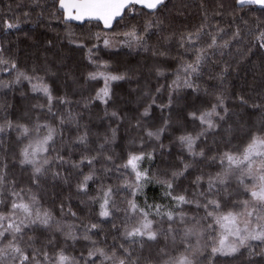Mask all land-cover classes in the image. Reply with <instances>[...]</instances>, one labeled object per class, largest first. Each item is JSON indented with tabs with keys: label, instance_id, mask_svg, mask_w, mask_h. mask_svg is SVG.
Returning <instances> with one entry per match:
<instances>
[{
	"label": "trees",
	"instance_id": "1",
	"mask_svg": "<svg viewBox=\"0 0 264 264\" xmlns=\"http://www.w3.org/2000/svg\"><path fill=\"white\" fill-rule=\"evenodd\" d=\"M58 3L59 0H0V48L3 49L4 58L9 60L7 66L0 65V124L11 121L13 125H25L30 130L28 136H22L16 128L0 134V165H7L5 171L8 177L0 199L10 204V190L23 188L25 199L35 193L42 209L50 210L62 224L77 225L75 232L79 238L76 240L65 239L54 231L28 230L22 246L28 248L31 254L28 247L31 236L35 238L32 247L44 248L50 256L63 250L66 255L84 264L80 257L88 259V252L93 247L91 241L83 239L85 225L95 223L100 226L89 233L91 240L97 241L98 247L107 249L114 242H122L113 224L121 225L125 219L123 211L114 212L110 218H102L99 216V205L102 187L106 189L111 186L115 190L126 178H132L130 169L120 167L129 153H152V159L146 155L145 167L155 181L169 179L171 172L181 170L184 163L191 164L184 176L173 183L171 190L173 196L186 195L191 199L193 193L206 191L208 179L222 170L219 161L213 162L211 157L225 151L239 155L248 144L250 134L264 128V48L259 47L256 39L260 30H264V9L257 5H245L241 11L235 0H165V4L156 10L139 5L134 11L125 10L122 17L114 20L111 28H105L103 22L98 20L63 22L62 11H57ZM149 20L162 23L147 33L145 45L133 43L129 47L126 42L116 39L133 26L143 32ZM8 23L18 27L9 29ZM202 24L206 25L205 32L213 35L217 34L218 29H224L217 36V42L230 43L226 48L209 53L200 76L194 78L200 91L187 88L174 91L172 82L177 78L181 63L193 61V49L206 47L210 42L208 35H202L196 45L181 47V36L195 32ZM237 29L240 35L233 39L232 34ZM96 34L112 40V45L106 48L102 39H89ZM70 39L76 43H70ZM80 43L86 46L79 47ZM93 44L98 47L93 48ZM89 48H92L91 60ZM161 52L165 55H159ZM12 63H15V69L11 67ZM105 63L107 69L101 68L100 71L127 77L111 82L112 99L107 105L94 99L97 91L103 87V80L88 79L90 72L98 70V64ZM225 67L228 71L220 79ZM157 70L164 74L157 75ZM18 72L33 77L32 81L21 78L19 83L15 82ZM35 77H42L43 83L51 90L54 97L51 112L48 111L47 97L32 89V85L38 83ZM220 93L226 97L228 115L219 122L220 128L197 141L196 151L203 150L206 158L193 159L177 138L185 134L195 136L202 130L200 122L193 120L189 113L209 109L215 103V96ZM170 95L172 104L163 107L169 104ZM241 97L247 101L246 104L241 103ZM60 98L69 103H61ZM257 104L262 107H253ZM149 105L150 114L142 116ZM106 110L109 115H106ZM112 111H116L120 118L111 117ZM69 113L76 116L77 121H69ZM166 120L168 126L159 141L147 137V130L162 127ZM37 125L55 129L54 141L46 155L50 159L61 156L65 161L51 165L50 170L41 177L39 187L32 183L31 167L22 166L19 162L21 149L47 134V128L43 127L37 133ZM112 129H116L115 140L105 144L101 150L100 145L105 137L111 140ZM224 129L231 131L225 132ZM85 131L88 132L87 145L77 140ZM92 156L98 157L93 166L86 162L80 164L84 157ZM107 156L112 159H105ZM74 164H80V167H73ZM93 170L95 176L88 182L87 191H78L77 185ZM56 172L59 176L54 177L53 173ZM197 177L203 178L199 188L194 183ZM236 188V181L233 180L230 190ZM28 189H31V193ZM147 195L148 201L154 202L160 200L161 196L149 188ZM246 198L242 188L241 194L233 197L235 200ZM113 199L120 209H124L126 201L132 197L121 189ZM135 200L139 205L141 199L138 193ZM173 202L171 206L175 208L176 202ZM139 206L142 207L141 204ZM181 208L188 217L196 216L199 219L205 215L204 209H197L195 205H182ZM0 210H6L4 205H0ZM228 210L240 211L232 209L231 203L222 209L225 212ZM71 213H76V216ZM151 219L157 222V227L167 229L166 221L159 223L160 217L152 214ZM131 223L134 221H129ZM207 223L202 220L197 226V230L203 232L201 237L189 238L192 249L197 251L195 264H264V255L259 254L264 244L259 241L250 242L251 251L256 253L253 255L249 254L247 247L234 255L213 254L212 239H218L220 229L217 226L212 233ZM256 223L254 220L253 227ZM188 226L191 227V224ZM173 227L180 229L175 242L171 237L165 240L163 236H158L156 241H147L143 249L135 246L141 258L140 264H163L165 260L189 255L182 242L183 226L174 224ZM95 259L96 264H101L100 258Z\"/></svg>",
	"mask_w": 264,
	"mask_h": 264
},
{
	"label": "snow or ice",
	"instance_id": "2",
	"mask_svg": "<svg viewBox=\"0 0 264 264\" xmlns=\"http://www.w3.org/2000/svg\"><path fill=\"white\" fill-rule=\"evenodd\" d=\"M235 3L240 6V10H244V6L257 5L264 9V0H235ZM165 4V0H59L57 11H62L63 22L68 21H83L85 19L102 21L105 28H111L113 21L117 17H122L125 10L134 11L136 6L139 5L142 8L149 10H156L161 5ZM223 7V5H221ZM247 14V13H245ZM207 21V16H205ZM161 21L149 20L145 23L143 32L137 30L133 26L129 31L119 34L116 39L118 41H124L129 47L133 43L137 45H145V36L153 27H159ZM7 27L12 29L18 27V25L8 23ZM205 24H202L193 33H187L182 35L180 39L181 47L186 44L191 47L197 44L202 35H208L210 42L206 47H195L193 54L195 59L191 62H183L177 69V78L173 80V90H179L181 88L191 89L193 91H200L199 85L194 82V78H198L201 74V69L204 63L209 59V53L218 48L228 47L230 41H224L222 44H218L217 36L219 33H223L224 29H218L216 35L205 32ZM233 39L239 37L240 32L237 29L233 34ZM71 36V33H69ZM89 39H95L100 41L104 47H110L112 40L109 38H102L99 34ZM259 42V47L264 48V30H260L259 35L256 37ZM70 43H76L75 40L70 39ZM79 47H85L84 43L78 44ZM93 48L98 45L93 44ZM145 50L147 48L145 47ZM187 50V49H186ZM92 48H89V59L91 60ZM157 53H154V55ZM159 55H165L159 53ZM9 60L4 58L3 49L0 48V65L7 66ZM13 69L16 68L15 63L11 64ZM108 65L98 64L97 71L90 72L88 74L89 80L102 79L103 87L97 91L94 99L107 105L112 99L111 82L126 79V75H114L107 73L106 71H100L99 69H107ZM228 71L225 67L221 72L219 78L223 79L224 73ZM163 71L157 70V75H163ZM183 77V78H181ZM27 79L32 81L33 77L26 75L24 72H18L16 77L17 83L20 79ZM38 83L32 85L34 92H41L48 100V111H52V96L51 90L48 85L43 83L42 77H35ZM7 86V85H5ZM160 91V89H157ZM226 97L223 93L215 96V103L211 104L209 109L202 112H191L189 116L193 120H198L203 126L202 130L195 136L191 134H185L179 136L177 139L181 146L187 150L189 155L195 159L196 157L206 158L203 150L196 151L197 141L208 134L209 132H215L220 128L219 122L224 121L228 115V109L225 106ZM61 103H69L64 98H60ZM153 103L155 100L153 99ZM241 103L246 104L247 101L241 97ZM172 104V97L169 96V104L163 107H169ZM38 107H43L38 105ZM87 107V104L85 105ZM253 107L261 108L262 106L257 104ZM151 105L145 108L141 114L146 117L150 114ZM223 112V114H221ZM106 115H109L106 110ZM110 116L119 119V115L116 111H112ZM67 119L69 121H77V117L68 114ZM61 123H64V119H61ZM139 123L137 127H139ZM168 126L166 120L164 125L156 130H147L146 135L150 139L159 141L161 136L165 132ZM47 128V134L42 138H38L35 141L28 143L21 149L20 152V164L22 166H30L32 170L31 180L37 187L40 186L41 177L44 176L49 170L50 166L56 162L64 163L63 157L56 156L52 159L46 155L49 152L51 143L54 141L55 129L47 125H37L36 131L39 133L41 128ZM16 128L20 131L22 136L29 135V128L25 125H13L11 121L6 124H0V134L4 133L8 129ZM225 132H230L231 129H224ZM116 129H112L111 140L105 137V141L100 145V149L103 150L105 144L115 140ZM78 143L87 145L88 132L85 131L77 138ZM163 147V145H161ZM152 159V153L145 154L143 151L139 153H129L128 158L124 164L120 167L124 169H130L131 179H125L123 184L113 189L111 186L101 188L100 199V211L99 216L102 218H110L114 215V212L123 211L124 221L120 226L113 224V228L117 230L121 243H113L107 249L98 247L97 241L91 240L89 233H93L94 230L100 226L98 224H90L84 226L83 239L91 241L93 247L88 252V259L83 256L80 260L84 264H96L95 258H100L101 264H140V256L137 253L135 246H139L143 249L147 241H156L158 236H163L165 240L171 239L173 242L176 240V234L180 229L174 228L173 225L183 226V239L185 244V251L189 252V255H181L175 260H165L163 264H195L196 250L192 249V245L189 242V238L196 236L197 238L203 235V232L197 230V226L201 224V221H208L207 228L211 229V232L216 231V227L220 229L218 239L213 237L211 252L213 254L221 255H234L240 251L241 248H249L250 255L256 254L251 251V241H259L264 244V128L259 129L256 133L250 134V140L243 149V152L239 155L225 151L219 156L211 157L213 162L219 161L222 170L217 172L214 177H210L207 181V190L193 193L191 199L186 195H172L173 183L180 177L184 176L185 172L192 166L189 163H184L183 168L178 171L171 172L170 178L165 180H157V183H161L166 186L168 191L166 196L171 197L176 202L175 208L164 211L160 205H146L140 207L135 197L137 193L142 192L146 184L151 182V177L147 169H141L140 162L145 158ZM98 159L96 156L84 157L80 164L87 163L90 167ZM107 160H111V156L105 157ZM80 164H74L73 167H80ZM7 165H0V196L3 195L5 186L8 183V177L5 169ZM53 176H59V173H53ZM95 176V170L83 177V180L77 185L78 191L86 192L88 188V182L93 180ZM236 181L237 188L232 189V182ZM203 178L197 177L194 181L195 185L199 188L202 186ZM242 188V194L247 198L244 200L233 199L234 195H240ZM129 192L132 199L126 201V207L120 209L117 206L116 200L113 196L118 194L120 190ZM24 189L21 188L16 191L14 188L10 190L9 196L12 198L10 204L6 203L4 199H0V205H4L6 210H0V264H80V262L74 258L65 254L63 250H60L54 256H50L48 251L44 248H35L32 245L35 243L34 237L28 238V247L31 248V254H29L28 248L23 247L24 237L27 231L35 232L38 229H42L49 232H57L62 234L65 239L76 240L79 237L76 235L75 229L78 227L74 224H62L58 221L50 210L42 209L40 201L35 193H32L25 199L23 195ZM31 193V189H28ZM232 204V209H240V211L228 210L222 211V209L228 204ZM182 205H195L197 209L203 208L205 215L199 219L196 216L188 217V215L181 208ZM151 209H155V216L160 217V224L165 221L168 226L167 229L157 227V222L149 217L152 216ZM179 209V211H177ZM63 211V209H61ZM72 216H76V213H71ZM257 223L253 227V221ZM129 221L134 223L129 224ZM191 224V227L188 225ZM211 235V233H209ZM231 238V239H230ZM114 240L116 237L113 238ZM198 242V241H197ZM51 243V241H49ZM125 244L128 246L126 247ZM163 253V249H161ZM260 255H264V248L261 249Z\"/></svg>",
	"mask_w": 264,
	"mask_h": 264
},
{
	"label": "rangeland",
	"instance_id": "3",
	"mask_svg": "<svg viewBox=\"0 0 264 264\" xmlns=\"http://www.w3.org/2000/svg\"><path fill=\"white\" fill-rule=\"evenodd\" d=\"M146 163V159H144L143 161L140 162V167L141 169H146L145 164ZM148 188L152 191L155 190L156 192H158V194H160V200L158 199L157 201H148ZM167 192V189H165V187H162L159 183H157L155 180L151 179V182L146 184L145 187L143 188L142 192H139V197H140V201H138L142 207H145L146 205H160L162 207V209L164 211H169L171 210L173 207L171 206L173 202V200L171 199V197L166 196L165 193ZM139 204V205H140ZM151 212L153 214H155V209H151ZM151 219V216L149 217Z\"/></svg>",
	"mask_w": 264,
	"mask_h": 264
},
{
	"label": "crops",
	"instance_id": "4",
	"mask_svg": "<svg viewBox=\"0 0 264 264\" xmlns=\"http://www.w3.org/2000/svg\"><path fill=\"white\" fill-rule=\"evenodd\" d=\"M114 22V21H113Z\"/></svg>",
	"mask_w": 264,
	"mask_h": 264
}]
</instances>
